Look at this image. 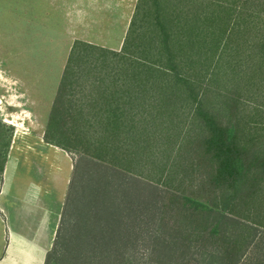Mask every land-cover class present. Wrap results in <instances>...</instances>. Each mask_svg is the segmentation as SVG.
<instances>
[{"label": "trees", "instance_id": "trees-1", "mask_svg": "<svg viewBox=\"0 0 264 264\" xmlns=\"http://www.w3.org/2000/svg\"><path fill=\"white\" fill-rule=\"evenodd\" d=\"M252 3L138 0L119 50L74 41L44 140L83 156L53 247L65 261L51 251L45 264H264V106L249 110L264 100V9ZM11 131L0 122V185ZM147 227L149 257L127 254Z\"/></svg>", "mask_w": 264, "mask_h": 264}, {"label": "rangeland", "instance_id": "rangeland-1", "mask_svg": "<svg viewBox=\"0 0 264 264\" xmlns=\"http://www.w3.org/2000/svg\"><path fill=\"white\" fill-rule=\"evenodd\" d=\"M253 1L252 5L259 3V7L264 9V0ZM72 4L76 6L75 9H78L77 20L83 15V21L75 22V32H77L76 29L83 31L90 26L89 23L94 16L96 22L100 21L97 16H101L102 13L94 12L96 13L94 15L88 9L89 4L86 3L84 5L86 9H84L79 0H0V122L12 127L8 169L20 170L23 176L33 168H37L35 170L37 174L50 173L52 182L54 181L59 188L60 200L55 195L54 204L59 200L61 218L65 211L70 183L75 175V163L81 161L83 155L69 154L47 143L44 140V134L57 99L73 41V36L69 34L72 27H70L71 24L68 25V19L72 17L68 14ZM262 15L264 16V13ZM119 21H115L116 27L109 29V33L102 35L104 40H100L102 36L97 34L96 27L87 28L85 32L88 33H85V36L94 41H103L109 47L117 49L121 37H124L126 32V24H119ZM258 83L264 87V78L259 79ZM256 102H261L264 106L263 99L260 101L255 99L250 103L249 110H254ZM9 134L10 132H5L1 138L3 145L8 141ZM28 157H30V164L25 166L23 162ZM89 165L93 167L92 163ZM11 178L10 173L5 177L4 199L9 195L8 190L15 186L11 183ZM65 179H68V182L63 190L62 184ZM2 185L3 183L0 185V192ZM119 211L124 220H129L126 218L125 208L121 207ZM61 218L55 233L50 232L48 238L47 235L43 236L42 245L49 247L48 252L52 251V255L57 256L56 259L65 261L63 250L53 251ZM257 228L264 234V226H257ZM148 230V227L143 232L140 229L139 235H142L144 239L139 238L137 250L129 249L127 254L148 255L150 250L147 244ZM261 239L260 246L264 249V236ZM24 254H26L25 257L19 259L20 264H37V258L32 257L34 254L32 250L26 249ZM46 258L47 255L44 264ZM78 264L88 263L79 262ZM146 264H154V262L148 260Z\"/></svg>", "mask_w": 264, "mask_h": 264}, {"label": "crops", "instance_id": "crops-1", "mask_svg": "<svg viewBox=\"0 0 264 264\" xmlns=\"http://www.w3.org/2000/svg\"><path fill=\"white\" fill-rule=\"evenodd\" d=\"M137 1L138 0H79V2L82 3V8L86 9L84 5L88 3V9L92 11L91 13L94 14V12H99L102 13V15L97 16L100 19L99 22L95 21L96 19L94 16L92 20L93 23H89L90 26L86 27L83 31L76 29L77 32H75L74 28L75 22L83 21V15H81L82 20H77V17H79L78 9H75L76 6L72 4L69 9L70 12L68 13L73 17V19H71L72 17L68 19V25L70 26L71 24L70 27H72L69 31V34L73 36L72 45L74 41L78 39L108 49L119 50L123 45ZM105 20H107V22ZM118 20H120L119 24H126V32L124 37H121L117 49L109 47L103 41H94V39H88L85 36V33H88L85 31L88 30L87 28L89 27H96L97 34L102 36L108 32L109 29L114 28V26L116 27L115 21ZM100 40H104L103 36L100 37ZM108 40L109 39H107V41ZM29 158L30 157L24 160L23 163H25V166L30 164ZM7 161L6 169L3 174V185L0 192V264H20L19 259L25 257L26 254H24V252L26 249H30L34 252L32 257L37 258V264H44L49 247H43V236L47 235L48 238L50 232L54 234L61 218V209L60 205H58L60 200L58 197L59 188L54 181L52 182L50 173L45 172L44 175L40 173L37 174L35 171L37 168H33V170L29 171V175L23 176L20 170L12 171L8 169L10 160L7 159ZM8 173L12 176L11 183L15 186L8 190L9 195L4 199V182ZM67 182L68 179H65L64 184H62L63 190ZM55 195L59 200H55L56 203L54 204Z\"/></svg>", "mask_w": 264, "mask_h": 264}]
</instances>
